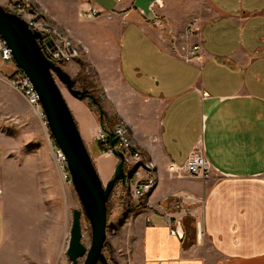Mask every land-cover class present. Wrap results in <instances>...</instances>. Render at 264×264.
Instances as JSON below:
<instances>
[{
  "label": "crops",
  "instance_id": "1",
  "mask_svg": "<svg viewBox=\"0 0 264 264\" xmlns=\"http://www.w3.org/2000/svg\"><path fill=\"white\" fill-rule=\"evenodd\" d=\"M108 1L110 10L94 0H30L80 45L81 58L100 77L108 111L155 163L158 184L149 204L118 185L125 204L137 201L128 211H139L126 224L129 264H264V0H163L154 10L165 30L135 10L134 0ZM89 6L114 18L87 20L81 13ZM13 72L0 58V81L29 106L11 85ZM117 86L126 101L115 95ZM85 109L94 126L87 138L79 130L103 183L119 160L99 149L104 127L94 112L74 107L76 115ZM198 144L212 168L207 180L184 171ZM3 163L0 140V170ZM37 215L19 221L0 201V264L35 257L44 226ZM178 222L183 239L170 233Z\"/></svg>",
  "mask_w": 264,
  "mask_h": 264
},
{
  "label": "rangeland",
  "instance_id": "2",
  "mask_svg": "<svg viewBox=\"0 0 264 264\" xmlns=\"http://www.w3.org/2000/svg\"><path fill=\"white\" fill-rule=\"evenodd\" d=\"M94 1L110 10L108 0ZM32 5L40 13H44L35 3ZM5 9L7 10L8 6ZM83 61L84 57L80 61H74L70 66L64 65V70L76 81V89H92L93 93L100 98L102 108L106 111L103 121L109 117L108 121H111V124H106V126L114 128L121 121L113 109L108 111L111 103L106 101V93L100 77L88 62ZM56 81L83 137L87 138L94 126L93 117L86 109L76 115L74 107L80 109L82 105H86L94 112L98 124L101 122L99 108L90 99L82 101L75 99L58 78ZM117 88L118 92L115 95L120 94L119 99L126 101L125 91L121 87L117 86ZM114 103L120 107L127 106L126 102H120L119 105L115 101ZM43 122L42 116L37 115L24 100L22 102L18 93L0 81V140L4 149V163L0 170V201L5 211L19 217V221L26 222V215L31 216L33 213L38 214L36 217L43 221L44 226L38 233V241H36L42 246L37 249L33 248L35 257H30L29 264H71L67 249L73 211L82 210V205L72 182H66L60 173L54 157L56 143L48 126ZM112 178L109 181H103V185L106 186ZM118 185L113 190L107 204V239L103 254L109 264H129L131 257L129 248H131L132 238L128 234V226L126 231V224L132 218L130 214L134 216L139 211H128L127 206L136 207L138 206L137 201L130 198L125 204L124 190ZM81 226L82 242L89 249L92 241V228L85 215H82ZM58 233L59 239L57 238ZM84 260L85 258L79 259V263L83 264Z\"/></svg>",
  "mask_w": 264,
  "mask_h": 264
},
{
  "label": "water",
  "instance_id": "3",
  "mask_svg": "<svg viewBox=\"0 0 264 264\" xmlns=\"http://www.w3.org/2000/svg\"><path fill=\"white\" fill-rule=\"evenodd\" d=\"M162 5L163 0H134L133 2V8L148 22L159 18L154 8ZM0 37L11 50L18 68L30 79L39 95L47 126L58 149L64 155L71 182L82 205V210L73 211L67 256L71 264H80L81 258H85L83 264H109L103 254L107 239V204L117 184L121 183L124 186L127 179L133 177L134 171L126 174L124 155L115 151L113 154L119 160L118 165L112 180L106 186L103 185L56 78L75 99L81 101L90 99L98 106L102 126L106 111L89 90L76 89V81L62 65H56L47 57L41 47V34L32 31L23 19L1 5ZM105 132L110 135L113 146L117 141L114 134L109 130ZM82 215L90 221L92 228L89 249L82 242ZM176 232L180 239L184 238L185 231L182 229L181 222L177 223Z\"/></svg>",
  "mask_w": 264,
  "mask_h": 264
},
{
  "label": "built area",
  "instance_id": "4",
  "mask_svg": "<svg viewBox=\"0 0 264 264\" xmlns=\"http://www.w3.org/2000/svg\"><path fill=\"white\" fill-rule=\"evenodd\" d=\"M9 12L16 14L23 19L34 32H39L42 36L41 47L47 57L56 65H67L78 60L82 56V48L65 32L53 27L38 10L33 8L30 0H11L8 4ZM81 16L87 20H95L102 16L108 19L114 18L113 12H106L97 6H89L82 11ZM151 23L154 27L165 30L167 22L158 18ZM198 24L194 21L190 25V30L196 33ZM194 50H199V46H195ZM0 58L4 63L12 64L14 72L10 77L11 85L18 90L28 101L36 113H39L44 120V125H47L45 115L42 111L39 95L32 85L26 74L18 68L11 50L7 47L5 41L0 37ZM116 138L115 144L111 145V137L104 129L98 134V141L105 143L109 152H120L124 155V167L126 174L134 171L131 179H127L124 186L130 190L136 198L146 200L150 203V196L156 189L158 184V176L156 166L152 159L145 157L134 139L129 133V129L123 123L116 125L112 131ZM110 141V142H109ZM54 157L58 164L61 175L64 180L71 181L70 174L67 170L66 161L63 153L58 148L54 149ZM184 171L190 177L207 180L211 177L212 168L207 161L202 144L195 146L194 150L187 159ZM136 179L134 180V178ZM172 235H176V229L170 230Z\"/></svg>",
  "mask_w": 264,
  "mask_h": 264
},
{
  "label": "trees",
  "instance_id": "5",
  "mask_svg": "<svg viewBox=\"0 0 264 264\" xmlns=\"http://www.w3.org/2000/svg\"><path fill=\"white\" fill-rule=\"evenodd\" d=\"M108 119H109V117L107 119L106 118L104 119V125H103L104 128L103 129L112 131L113 127L109 128L108 126H106V124H111V121H108ZM98 146H99V149L101 151H103V152H108L109 151L107 145L105 143L101 142V141H98ZM55 148H57L56 144H55ZM184 220L187 221V220H190V218L186 217ZM188 244H191V243H185V246H188Z\"/></svg>",
  "mask_w": 264,
  "mask_h": 264
},
{
  "label": "flooded vegetation",
  "instance_id": "6",
  "mask_svg": "<svg viewBox=\"0 0 264 264\" xmlns=\"http://www.w3.org/2000/svg\"><path fill=\"white\" fill-rule=\"evenodd\" d=\"M85 89L89 90L90 93H91L92 95L95 96L97 102H99V103L101 104V102H100V98H99L95 93H93V90H92V89H88V88H85ZM96 106H97V105H96ZM101 106H102V104H101ZM97 107H98V106H97ZM99 264H100V263H99Z\"/></svg>",
  "mask_w": 264,
  "mask_h": 264
},
{
  "label": "bare ground",
  "instance_id": "7",
  "mask_svg": "<svg viewBox=\"0 0 264 264\" xmlns=\"http://www.w3.org/2000/svg\"><path fill=\"white\" fill-rule=\"evenodd\" d=\"M39 113H37V115H38Z\"/></svg>",
  "mask_w": 264,
  "mask_h": 264
}]
</instances>
